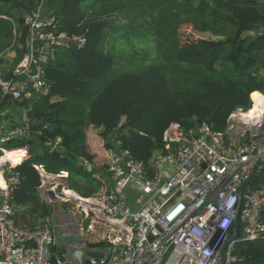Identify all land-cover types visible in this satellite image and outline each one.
Instances as JSON below:
<instances>
[{
  "label": "trees",
  "instance_id": "obj_1",
  "mask_svg": "<svg viewBox=\"0 0 264 264\" xmlns=\"http://www.w3.org/2000/svg\"><path fill=\"white\" fill-rule=\"evenodd\" d=\"M39 5L0 0V55L15 53L8 67L1 61L5 79L28 52L25 17ZM41 12L56 18L46 31L84 36L86 44L55 47L41 98L17 100L0 86L2 117L29 110L28 135L0 145V158L25 177L12 200L19 225L52 219L53 205L40 191L44 179L65 176L83 198L100 192L111 159L95 160L91 126L101 128L108 155L127 150L149 163L164 149L171 123L189 131L207 122L225 134L232 114L264 94V0H43ZM184 25L209 36L184 43ZM263 177L264 169L250 186ZM234 247L241 264H264V238Z\"/></svg>",
  "mask_w": 264,
  "mask_h": 264
},
{
  "label": "built area",
  "instance_id": "obj_2",
  "mask_svg": "<svg viewBox=\"0 0 264 264\" xmlns=\"http://www.w3.org/2000/svg\"><path fill=\"white\" fill-rule=\"evenodd\" d=\"M42 5L40 0L39 7L25 17L28 52L13 76L5 79L0 70L4 94L17 100L48 94L45 68L57 45L86 44L84 36L70 38L64 32L46 31L56 27V18L43 14ZM10 52L0 55V64ZM1 115L0 111V145L28 135L30 125L26 122L9 128V135L3 136L6 126ZM244 115L241 109L234 112L225 134L214 131L207 122L189 131L178 122L171 123L164 134V149L155 152L149 163L119 150L106 171L111 179L136 193L139 207H131L121 191L110 188L89 199H74V206L69 214L63 213L59 227L52 219H41L34 226L15 222L13 195L25 177L1 157L0 264H84L58 256L59 234L68 225L77 228L87 244L83 251L102 254L99 262L88 257L91 264H223L221 250L234 237L237 221L241 224L239 241L264 238V177L250 186L264 169V130L260 136L254 133L264 129V114L262 120H249ZM89 200L98 203L89 204ZM235 243L227 245L224 264H241L234 254ZM99 244L103 246H89ZM66 246L65 257L82 249Z\"/></svg>",
  "mask_w": 264,
  "mask_h": 264
},
{
  "label": "rangeland",
  "instance_id": "obj_3",
  "mask_svg": "<svg viewBox=\"0 0 264 264\" xmlns=\"http://www.w3.org/2000/svg\"><path fill=\"white\" fill-rule=\"evenodd\" d=\"M181 33H182V38H183V42L184 43H187V42H192L193 40H195V39H198L199 37H202V36H204V37H208L209 35L208 34H204V35H202V34H200L199 32H197V31H195L193 28H192V26L191 25H184V26H182V28H181ZM4 60L6 61L5 63H4V65L5 66H7L11 61L9 60V58H8V56L6 55L5 57H4ZM4 67H2V69H3ZM262 95H264V94H262ZM261 96V95H260ZM259 96V97H260ZM259 97H258V99H259ZM257 99V100H258ZM256 100V101H257ZM256 103V102H255ZM255 103H254V106H253V109L252 110H250L251 112H253V113H255V118L254 119H259L260 117H262L261 116V114H260V111H258L257 109H256V106H255ZM249 111V112H250ZM248 112V113H249ZM259 113V114H258ZM26 111H22V112H20V114L18 115V116H14V117H7V122L5 121V126H6V128H5V130H4V134H6L7 133V131H8V125L10 124V125H18V126H23L25 123H26ZM28 122V121H27ZM22 135H20V136H16V137H21ZM15 137V138H16ZM102 143V142H101ZM99 144H100V142H99ZM100 150H101V156L99 157V163H102V164H104V165H106V158L108 157V153H106L105 152V150H104V147H101L100 148ZM118 152H111L110 153V159L112 158V156L113 155H116ZM54 178V177H53ZM52 178V180H49V181H45V183L41 186V187H43L42 188V196L44 197V198H46V200L47 201H49V198H50V196H49V192H48V189L49 190H56V189H51V187L53 186V185H57L58 186V182L59 181H61L60 183V185L58 186V189L56 190V191H58V190H62V191H64L65 189H64V185L66 184V181L63 179V178H58V179H60L59 181L57 180V179H53ZM40 187V188H41ZM67 189V188H66ZM107 190V186H104V187H102L101 188V190H100V192L99 193H103V192H105ZM71 193H69V196L70 197H72L71 195H70ZM72 195H74V194H72ZM59 196V197H58ZM58 196H57V198H56V203L55 202H50L49 201V203H55V204H53V209H54V214H56L57 213V215H60V211H61V209L63 208L65 211H67V213L69 214V212L68 211H70L71 209H72V207L74 206V199H62L63 197H60V195L58 194ZM75 196V195H74ZM49 197V198H48ZM86 199H89V198H86ZM137 207H139L138 205H136ZM38 224V223H37ZM56 230H57V232H59V230H58V228H56ZM233 235H235V232L234 233H232Z\"/></svg>",
  "mask_w": 264,
  "mask_h": 264
},
{
  "label": "water",
  "instance_id": "obj_4",
  "mask_svg": "<svg viewBox=\"0 0 264 264\" xmlns=\"http://www.w3.org/2000/svg\"><path fill=\"white\" fill-rule=\"evenodd\" d=\"M252 101H253V99H252ZM263 130L264 129L261 128L259 131H254V133L256 135L260 136L262 134ZM89 169H92L91 165L89 166ZM246 188H247V185L242 190L239 211L242 209L243 204H244V193L246 191ZM57 193L60 195V197L65 198V196H66L64 191H62V190H58V191L52 190L49 193L50 198L52 200L55 199ZM52 221L56 227L60 226L59 219L56 216H54L52 218ZM71 230H74L75 232L71 231ZM219 234H220V231L217 233V237L219 236ZM240 234H241V224L239 221H237L236 231H235L234 237H232L231 239L226 241L225 244L223 245L222 250H221V253L223 255V264H224V259H225V249H226L227 245L231 242H238L240 240ZM59 240L61 241V245H60V253L58 254V256H60L61 258H64V259L67 258V259H69V261H73V259L75 258L78 261H82L84 264H91V260L87 259L88 257L93 258L95 260V262H99V259L102 258V254L97 252V251H88V250L83 251V249L84 250L86 249L87 244L81 238L77 228L74 229V227H71V225H68L67 230L64 232H61L59 234ZM67 244L77 245V246L81 247L82 249L75 250L74 255H69L68 257H65L64 255L68 253V249L66 246Z\"/></svg>",
  "mask_w": 264,
  "mask_h": 264
},
{
  "label": "crops",
  "instance_id": "obj_5",
  "mask_svg": "<svg viewBox=\"0 0 264 264\" xmlns=\"http://www.w3.org/2000/svg\"><path fill=\"white\" fill-rule=\"evenodd\" d=\"M7 56H8V58H9V60L11 61L12 59H13V57L15 56V53H13V52H10L9 53V55L7 54ZM6 61L5 60H3V66H5L4 65V63H5ZM5 67H8V65L7 66H5ZM26 111V122L28 121V109L27 108H23L22 109V111ZM21 111V112H22ZM1 116H5V112H2V115ZM2 120H3V123L5 124V121L7 122V117H2ZM15 126H17V125H8V131H7V133L6 134H4V132H3V136H8L9 135V133H10V129L9 128H14ZM102 130H101V128H98V127H96V126H91L90 128H89V130H88V136H89V147H90V149L92 150V152L93 153H95L96 154V161H99V157L101 156V150H100V148L102 147V143L101 144H99V142L101 141V139H100V137H99V134H100V132H101ZM22 137V136H21ZM15 138V137H14ZM14 138H11V139H14ZM17 138V137H16ZM10 140V139H9ZM7 142V141H6ZM5 142V143H6ZM4 143V144H5ZM21 149H27V148H21ZM118 151H119V149H118ZM108 156H110V154L108 155ZM90 166V165H89ZM89 166H88V168H89ZM106 173H107V171H106ZM107 175H108V177L105 179V178H102V182H103V187L104 186H107V190H109L110 188H115V189H117V190H119V191H121V193H123L126 197H127V200H128V203L131 205V207H133V208H138L136 205V203H135V197H136V193H134L133 192V190H131L130 188H127V187H124V186H121L117 181H114L113 179H111L110 178V176H109V174L107 173ZM54 176V175H53ZM99 177V176H98ZM53 178V177H52ZM52 178L50 179V180H52ZM58 178H65V176L63 177L62 175H56V176H54V178L53 179H57L58 181L60 180V179H58ZM100 178V177H99ZM61 181H59L58 182V186L61 184L60 183ZM58 186L57 185H53L52 187H51V189H58ZM42 188L43 187H41L40 188V191H41V194H42ZM67 188V189H66ZM64 189L65 190H68V192L70 191V189H68V187H67V183L64 185ZM50 191L51 190H49L48 189V192L50 193ZM71 192V191H70ZM72 192H75L74 190H72ZM77 195H79L77 192H75ZM102 193V192H101ZM80 196V195H79ZM81 197V196H80ZM81 198H83V197H81ZM46 199V198H45ZM47 202H49V201H47ZM53 202H55L56 203V201H53ZM55 203H53V204H55ZM52 204V203H51ZM52 204V205H53ZM54 212L55 211H53V214H52V216L54 217V216H56L58 219H59V224L61 225L62 224V222H61V219H62V217H63V213L65 212V210L62 208L61 209V211H60V215H57V213L56 214H54ZM52 217V218H53Z\"/></svg>",
  "mask_w": 264,
  "mask_h": 264
},
{
  "label": "bare ground",
  "instance_id": "obj_6",
  "mask_svg": "<svg viewBox=\"0 0 264 264\" xmlns=\"http://www.w3.org/2000/svg\"><path fill=\"white\" fill-rule=\"evenodd\" d=\"M253 94V93H252ZM251 94V95H252ZM253 105H254V102H253ZM255 106H256V109L258 110V111H260V114H261V116L262 117H260L259 119H257V120H262V118H263V114H264V95H261L260 97H259V99L256 101V103H255ZM253 109V106H252V108L251 109H249V110H247V111H244V113H245V115L243 116V117H245V118H248L249 120H251V119H254L255 118V113H253V112H251L250 110H252ZM250 111V112H249ZM249 112V113H248ZM259 114V113H258ZM0 184H2V180H1V178H0ZM70 192V191H69ZM69 192H68V190H64V193H65V198L66 199H76V200H82V198H80L78 195H77V197L76 196H74V195H72V194H70L72 197H70L69 196ZM72 192V191H71ZM72 193H75V192H72ZM84 201H87V200H84ZM89 204H97L98 202H97V200H89ZM85 203V206H88L89 204H87L86 202H84Z\"/></svg>",
  "mask_w": 264,
  "mask_h": 264
}]
</instances>
